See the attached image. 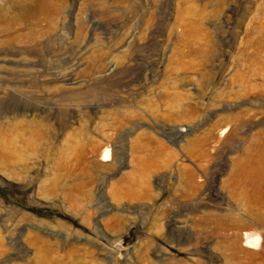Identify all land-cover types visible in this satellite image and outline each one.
Wrapping results in <instances>:
<instances>
[{
    "label": "rangeland",
    "instance_id": "1",
    "mask_svg": "<svg viewBox=\"0 0 264 264\" xmlns=\"http://www.w3.org/2000/svg\"><path fill=\"white\" fill-rule=\"evenodd\" d=\"M0 264H264V0H0Z\"/></svg>",
    "mask_w": 264,
    "mask_h": 264
},
{
    "label": "bare ground",
    "instance_id": "2",
    "mask_svg": "<svg viewBox=\"0 0 264 264\" xmlns=\"http://www.w3.org/2000/svg\"><path fill=\"white\" fill-rule=\"evenodd\" d=\"M107 157H108V149H104L100 159L102 161H105L107 160ZM244 239H245L244 245H250V244L256 245L257 242L260 240L258 239L257 234L252 232H244Z\"/></svg>",
    "mask_w": 264,
    "mask_h": 264
}]
</instances>
